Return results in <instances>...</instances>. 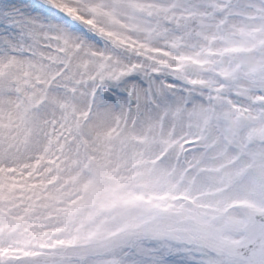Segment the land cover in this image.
I'll list each match as a JSON object with an SVG mask.
<instances>
[{
    "label": "snow or ice",
    "instance_id": "snow-or-ice-1",
    "mask_svg": "<svg viewBox=\"0 0 264 264\" xmlns=\"http://www.w3.org/2000/svg\"><path fill=\"white\" fill-rule=\"evenodd\" d=\"M0 264H264V0H0Z\"/></svg>",
    "mask_w": 264,
    "mask_h": 264
}]
</instances>
